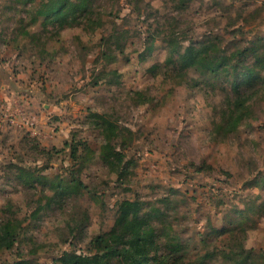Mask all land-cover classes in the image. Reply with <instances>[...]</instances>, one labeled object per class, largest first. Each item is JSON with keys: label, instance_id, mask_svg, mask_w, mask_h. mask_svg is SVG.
I'll return each instance as SVG.
<instances>
[{"label": "rangeland", "instance_id": "obj_1", "mask_svg": "<svg viewBox=\"0 0 264 264\" xmlns=\"http://www.w3.org/2000/svg\"><path fill=\"white\" fill-rule=\"evenodd\" d=\"M207 43L222 70L181 82L180 54ZM257 54L264 0H0V264H105L123 202L155 233L152 262L263 263L264 68L243 80Z\"/></svg>", "mask_w": 264, "mask_h": 264}, {"label": "trees", "instance_id": "obj_2", "mask_svg": "<svg viewBox=\"0 0 264 264\" xmlns=\"http://www.w3.org/2000/svg\"><path fill=\"white\" fill-rule=\"evenodd\" d=\"M215 43H207L206 45H195L192 44L180 54V67H178L179 75L182 76L181 82H184L187 78V72L189 69H201L204 73L209 72L211 75H217L223 68L224 57L219 54L221 52L219 49L215 50ZM264 68V54H257L253 63V66L248 68V72L244 74L243 80L249 83L252 78L258 77L260 75L259 70ZM240 83L235 82V88H239ZM104 126L106 130L107 143L102 148V156L108 162L114 161V159H121L122 152L112 151L110 149V143L112 138H114V133L112 128L108 126L115 127L110 121H104ZM138 203L123 202L120 207L121 216L124 219V237L123 241L120 242V246H109L101 254V259L105 261V264H113V262H119L120 264H170V261L180 259L181 253L180 249H176L173 252H169L167 255L155 256L153 262L149 258V250L153 247V241L151 237H155L153 229L146 227L147 222L138 214ZM14 231L10 229L7 230L3 237L0 239V244L3 241L9 240ZM154 234V235H153ZM178 255L172 259V255ZM233 253L227 255L228 258L232 256ZM237 255V260L235 264H260L254 259L252 251H247L241 249ZM97 257H91L88 255L79 254L76 252L65 253L64 264H95V259ZM100 259V260H101ZM231 259V258H230ZM31 259H21L13 264H34ZM177 262H174L175 264ZM261 264H264L261 263Z\"/></svg>", "mask_w": 264, "mask_h": 264}]
</instances>
